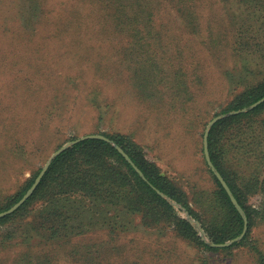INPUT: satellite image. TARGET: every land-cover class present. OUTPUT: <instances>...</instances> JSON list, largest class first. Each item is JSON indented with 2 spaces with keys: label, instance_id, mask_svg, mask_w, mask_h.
I'll return each mask as SVG.
<instances>
[{
  "label": "rangeland",
  "instance_id": "rangeland-1",
  "mask_svg": "<svg viewBox=\"0 0 264 264\" xmlns=\"http://www.w3.org/2000/svg\"><path fill=\"white\" fill-rule=\"evenodd\" d=\"M254 4L0 0V211L56 151L88 135L134 138L146 159L191 196L212 190L202 144L206 128L218 116H235L236 111L221 113L264 80V52L239 46L242 26L251 22L250 14L254 18L255 10L249 9ZM251 106L242 114L253 112ZM262 116L264 111L255 119ZM17 141L26 143V150L16 147ZM246 168L243 164L240 170ZM262 173L264 166L258 179ZM191 184L197 190H190ZM250 196L255 207L264 205L263 195ZM175 204V214L209 240L202 213L195 217ZM17 220L1 223L0 230L13 231ZM140 224L135 218L139 231L116 236L96 230L75 238L72 246L109 253L110 261L136 254L140 264H153L148 260L152 248L177 242L188 258L194 254L174 232L157 238L144 234ZM256 235L264 244V225ZM233 254L220 264H248L242 248ZM63 256L57 264H80ZM181 259L179 264H189Z\"/></svg>",
  "mask_w": 264,
  "mask_h": 264
},
{
  "label": "trees",
  "instance_id": "trees-1",
  "mask_svg": "<svg viewBox=\"0 0 264 264\" xmlns=\"http://www.w3.org/2000/svg\"><path fill=\"white\" fill-rule=\"evenodd\" d=\"M249 9L255 10L254 18L250 14L251 22L242 26L239 46L241 49L246 46L242 49L245 51L256 47L254 50L263 53L264 0H255ZM263 97L264 80L258 87H250L237 96L221 114L249 107ZM263 111L264 103L249 114L221 120L213 126L209 135L212 162L247 216L248 230L241 241L228 248L211 246L197 235L190 223L181 220L173 206L158 194L161 192L182 205L195 217L201 212L210 243L224 244L239 237L245 221L205 158L206 172L215 186L212 190L198 191L194 197L148 161L134 138L103 135L124 150L146 180L111 143L93 139L75 144L53 161L32 197L17 212L0 220L1 224L18 218V226L13 231L0 230V264H57L60 254L80 264H140L143 259L134 260L136 254L122 261H110L109 253L91 248L82 251L72 246L75 238L96 230L108 229L111 236L139 231L135 218L137 222L141 221L144 234L160 238L174 232L176 238L187 242L195 250L188 258L179 251L183 246L178 242L175 247H161L158 251L152 248L148 260L153 264H179L181 257L189 264H220L222 260L233 258L236 248H242L250 257L248 264H264V244L256 235V230L264 225V205L255 207L250 199L252 192L264 197V177L257 178L258 171L264 166V116L255 119ZM257 140L258 143H255ZM242 143H247L243 147L248 149L243 155ZM252 146L254 149H250ZM16 147H22L23 152L26 143L21 146V141H17ZM244 155L248 159L243 160ZM241 162L249 168L240 170L243 167ZM40 172L41 169L0 213L12 208L26 195ZM191 185L195 187L190 190H197L196 185Z\"/></svg>",
  "mask_w": 264,
  "mask_h": 264
},
{
  "label": "water",
  "instance_id": "water-1",
  "mask_svg": "<svg viewBox=\"0 0 264 264\" xmlns=\"http://www.w3.org/2000/svg\"><path fill=\"white\" fill-rule=\"evenodd\" d=\"M264 103V97L259 100L258 102L254 103L249 110H254L257 107H259L260 105H262ZM247 112V109L241 110V111H236L234 113H232L233 115H238V114H242ZM229 114V115H232ZM228 115V116H229ZM226 115L224 116H218L216 117L213 121L210 122V124L207 126L205 134H204V155H205V159L207 161V164L209 166V168L211 169V171L214 173V175L216 176V178L219 180V182L222 184V186L224 187V189L227 191V194L229 195V197L231 198L232 203L234 204V206L236 207V209L239 211V213L241 214V216L243 217L244 221H245V227L243 230V233L229 241L226 242L224 244H212L210 243V240L208 239H203L205 242L211 244V246L215 247V248H228L230 246H232L234 243L241 241L248 230V220H247V216L245 215L243 209L241 208V206L239 205V203L237 202L236 198L234 197L231 189L229 188L227 182L225 181V179L223 178V176L220 174V172L216 169V167L214 166L211 156H210V152H209V135H210V131L213 128V126L220 120H222L223 118H225ZM93 139H97V140H103L106 141L108 143H111L118 151L120 154L123 155V157L126 159V161L135 169V171L138 173V175L143 179H145V176L143 175V173L141 172V170L133 163V161L130 159V157L124 152V150L121 147H118L117 145H115L113 142H111L109 139H107L105 136L103 135H88L85 137H82L76 141L71 142L70 144H67L66 146L62 147L61 149H59L58 151H56L54 153V155L50 158V160L47 162V164L45 165V167L42 169V171L40 172L39 176L37 177L35 183L33 184V186L29 189V191L26 193V195L16 204L14 205L11 209H9L6 212L0 213V220L2 218H5L6 216L12 215L15 212H17L34 194V192L37 190L38 186L40 185L42 179L44 178V176L46 175V173L48 172L49 168L51 167L53 161L60 156L64 151L70 149L72 146H74L75 144L85 141V140H93ZM158 194L160 196H162L166 201H168L172 206H175L177 204H175L176 202L172 201L170 198H168L167 196H165L164 194H162L161 192H158Z\"/></svg>",
  "mask_w": 264,
  "mask_h": 264
}]
</instances>
